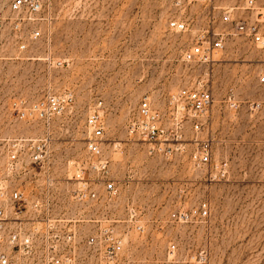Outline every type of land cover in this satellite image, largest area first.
Instances as JSON below:
<instances>
[{
	"label": "rangeland",
	"instance_id": "1",
	"mask_svg": "<svg viewBox=\"0 0 264 264\" xmlns=\"http://www.w3.org/2000/svg\"><path fill=\"white\" fill-rule=\"evenodd\" d=\"M10 1L0 0L2 13ZM176 1L42 0L43 38L23 53L0 46V175L9 141L44 132L42 124L17 117L16 107L71 91L74 107L50 128L56 189L65 197L75 187L70 178L87 156L89 110L102 102L103 147L120 191L115 217L135 208L145 228L129 234V264H264V107L250 106L264 103V47L236 36L213 65L187 60L202 30L222 27L221 10L245 0H200L184 10ZM256 1L264 9V0ZM180 15L190 21L182 32L169 26ZM199 82L214 95V158L229 163V174L213 181L190 158L196 135L189 124L186 152L172 155L150 154L127 129L143 98L166 111L171 95ZM230 92L238 109L225 102ZM203 201L210 204L207 216L200 215Z\"/></svg>",
	"mask_w": 264,
	"mask_h": 264
},
{
	"label": "built area",
	"instance_id": "2",
	"mask_svg": "<svg viewBox=\"0 0 264 264\" xmlns=\"http://www.w3.org/2000/svg\"><path fill=\"white\" fill-rule=\"evenodd\" d=\"M197 1L200 0H177L175 5L184 10ZM43 6L42 0H11L8 12L0 11V46L9 44L23 53L42 39L39 22ZM220 22V29L212 26L199 33L185 53L187 60L213 65L217 62L214 56L236 36L264 47V9L256 0L222 9ZM169 26L182 32L190 28V21L184 15L174 16ZM260 81L264 83V72ZM225 102L231 108L240 107L233 92ZM74 104L75 94L71 91L47 92L31 104L16 107L17 117L42 124L44 132L8 143L0 175V264H129V234L145 230L135 208L128 210L124 218L115 217L114 201L120 191L110 176L111 159L103 147L102 102L89 110L87 156L70 178L75 187L65 197L59 195L52 168L50 128L53 119ZM168 104V109L161 111L143 98L128 120L129 133L147 143L150 154L172 155L186 152L183 130L189 124L196 135L191 141L195 146L190 151L192 162L205 167L211 181L226 177L229 163L215 160L209 129L212 90L200 82L186 86L171 95ZM250 106L252 111H258L264 103L253 101ZM209 209V202L203 201L200 215L207 216ZM181 218H188V214L182 213ZM176 247L171 243L169 252L174 253Z\"/></svg>",
	"mask_w": 264,
	"mask_h": 264
}]
</instances>
